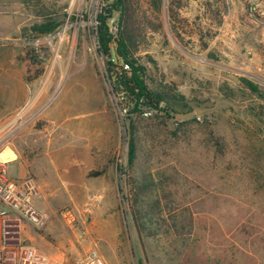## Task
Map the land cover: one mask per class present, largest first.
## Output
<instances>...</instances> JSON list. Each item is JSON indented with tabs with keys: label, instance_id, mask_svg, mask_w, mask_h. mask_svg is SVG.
Masks as SVG:
<instances>
[{
	"label": "rangeland",
	"instance_id": "obj_1",
	"mask_svg": "<svg viewBox=\"0 0 264 264\" xmlns=\"http://www.w3.org/2000/svg\"><path fill=\"white\" fill-rule=\"evenodd\" d=\"M158 1L159 10L143 6L154 30L135 57L149 87L166 86L177 102L129 116L108 71L122 65L115 44L109 58L98 52L112 0H0V158L9 176L36 178V205L49 216L23 238L62 264L89 249L106 264H201L206 237L223 230L264 264V0ZM119 15L108 20L114 35ZM53 22L50 34L34 30ZM128 117L141 171L165 172L170 186L176 177L181 205L195 213L185 229L139 239L126 188ZM66 207L78 215L74 229L60 217Z\"/></svg>",
	"mask_w": 264,
	"mask_h": 264
},
{
	"label": "trees",
	"instance_id": "obj_2",
	"mask_svg": "<svg viewBox=\"0 0 264 264\" xmlns=\"http://www.w3.org/2000/svg\"><path fill=\"white\" fill-rule=\"evenodd\" d=\"M145 4L153 11L154 6L159 10L158 0H112L99 17L98 52L99 55L109 58L112 54V44H115V54L122 65L115 67L116 69L109 68L108 71L115 79L116 88L127 94L132 103L129 116L140 115L144 110L151 109L165 113L161 103H165L168 107L171 101L177 102L175 95H172L166 86H161L159 91L149 87L146 82L147 67L135 57L146 40V30L148 28L154 30V12L147 17L146 12L143 11ZM114 12L120 14L119 31L116 35L110 31L108 24ZM57 25V22L42 23L34 26V30L39 34H50ZM107 65L114 66L110 60ZM241 80L253 93L262 94L260 87L253 81L245 78ZM153 117L156 121L165 116ZM128 118L130 122L127 131L126 188L132 221L139 239L159 235L158 231L162 227L166 233L174 231L180 222L184 224L182 229H185L186 224L194 223L195 213L190 205H181L176 177L170 175L172 178V186H170L164 181V178L170 179L165 172L158 171L153 174L141 171L138 164L141 150L139 128L131 117Z\"/></svg>",
	"mask_w": 264,
	"mask_h": 264
},
{
	"label": "built area",
	"instance_id": "obj_3",
	"mask_svg": "<svg viewBox=\"0 0 264 264\" xmlns=\"http://www.w3.org/2000/svg\"><path fill=\"white\" fill-rule=\"evenodd\" d=\"M125 112V111H124ZM146 116L151 112L146 111ZM123 115V114H122ZM8 160L0 158V264H62L43 254L35 245L23 238L26 228H43L49 220L47 213L37 207L35 199L39 185L33 176L13 178L8 174ZM61 219L74 229L78 215L73 207L60 211ZM85 228L82 236L87 237ZM79 264H106L95 249L87 250Z\"/></svg>",
	"mask_w": 264,
	"mask_h": 264
},
{
	"label": "crops",
	"instance_id": "obj_4",
	"mask_svg": "<svg viewBox=\"0 0 264 264\" xmlns=\"http://www.w3.org/2000/svg\"><path fill=\"white\" fill-rule=\"evenodd\" d=\"M24 177L23 174H21L16 178L19 179ZM217 237L218 238H214L216 241L211 237H206L205 244L207 247L205 248V253H201L197 260L194 258V262L200 261L201 264H261L255 252L240 246L223 230H219V235Z\"/></svg>",
	"mask_w": 264,
	"mask_h": 264
}]
</instances>
